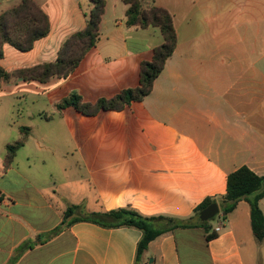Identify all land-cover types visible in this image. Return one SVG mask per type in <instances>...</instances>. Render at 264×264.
<instances>
[{
    "label": "crops",
    "instance_id": "obj_1",
    "mask_svg": "<svg viewBox=\"0 0 264 264\" xmlns=\"http://www.w3.org/2000/svg\"><path fill=\"white\" fill-rule=\"evenodd\" d=\"M20 1L0 0V13ZM34 1L48 17L49 32L28 51L5 43L0 67L6 71L53 61L65 39L86 25L89 0L87 7L81 0ZM155 4L170 12L177 43L143 100L95 114L56 106L71 92L94 103L139 84L140 64L152 58L162 35L157 27L126 25L122 0L124 19L113 12L106 19L105 3L99 40L67 77L0 84V264H135L138 229L88 221L73 223L15 258L23 242L57 226L71 204L53 202L46 182H40L44 175L38 179L41 172L31 170L30 156L18 160L27 145L40 148L46 139L48 132L34 134L26 119L43 117L47 105L58 115L60 137L77 151L73 183L87 180L99 211L131 207L143 215L188 217L204 198L224 195L227 175L236 168L246 165L264 175V0ZM18 140L23 145L5 169L6 144ZM259 206L264 214V197ZM223 220L208 242L201 228L158 236L137 264H183V258L255 264L258 242L248 203L239 201Z\"/></svg>",
    "mask_w": 264,
    "mask_h": 264
},
{
    "label": "trees",
    "instance_id": "obj_2",
    "mask_svg": "<svg viewBox=\"0 0 264 264\" xmlns=\"http://www.w3.org/2000/svg\"><path fill=\"white\" fill-rule=\"evenodd\" d=\"M127 5L125 23L137 28L157 27L162 35V42L153 49L152 58L140 64V80L135 87L122 89L109 98H99L94 103L85 102L81 96L71 92L61 99L57 108L73 106L84 114H95L98 110H121L133 101H141L147 96L155 79L163 70L169 56L177 43V36L170 12L154 3L153 0H122ZM90 9L85 13L84 28L70 34L62 47L57 51L53 61L40 63L31 67L6 71L0 67V84L13 78L48 82L53 77H67L78 66L85 54L97 43L100 36V23L104 14V0H89ZM49 32L47 15L34 0H21L18 4L0 13V58L5 43L20 51H28L35 40ZM26 130L27 128H21ZM23 140L6 144L4 167L7 169L15 157ZM264 197V175H258L248 166L242 165L228 173L225 193L219 199L206 197L188 217L166 215H143L131 207H119L111 210L92 212L89 215L80 213V205L68 204L61 212L57 226L46 233L35 235L36 239L23 242L15 251V258L34 244L44 243L73 223L88 221L103 227H134L141 232L136 246L135 264L141 260L150 241L158 236L173 232L179 228H201L205 241L215 238L218 233L207 221H200L197 214L211 203H218L221 217L225 219L237 206L239 201L249 205L250 226L258 243H264V214L259 201Z\"/></svg>",
    "mask_w": 264,
    "mask_h": 264
},
{
    "label": "rangeland",
    "instance_id": "obj_3",
    "mask_svg": "<svg viewBox=\"0 0 264 264\" xmlns=\"http://www.w3.org/2000/svg\"><path fill=\"white\" fill-rule=\"evenodd\" d=\"M153 1L156 3L157 0ZM159 1L167 3L170 0ZM81 2L84 7L88 6V0H81ZM104 2L107 3L108 15L106 19H110L112 12L114 16L124 19V15L121 14L119 10V6H121V0H104ZM113 2H118L116 9L112 7ZM44 109L45 112L43 117L39 115H32L30 119H26V122L32 126L33 133L36 135L47 131L48 133L46 139L40 148L31 142L29 145H27L26 149H22L18 157L20 164L22 163L21 161L24 160V155L27 154L30 156L31 170L33 172H41V174H38V179L39 175H44V178L42 177L40 182H46V193L51 197L53 202L57 203L63 208L65 207L66 203L80 205V213L82 215H89L92 212H99L97 208H94L95 195L93 188H91L87 180L84 179L81 183H73V179L75 178L74 175L76 173L75 162L78 160L75 146L67 142L65 138L60 137L59 131L57 129L59 125L58 115L52 111V107L47 105L44 107ZM33 114L35 113L33 112ZM34 176L35 175L33 174V178ZM67 176L69 177L67 178ZM83 197L86 198L85 201H81ZM218 207L219 212L213 218L207 221L213 229L217 225L225 223L221 217L222 212L219 204ZM235 214L237 213H234L233 216H235ZM255 244V264H264V244ZM199 261H203V258ZM183 264L197 263L196 261L191 263L189 259L183 258Z\"/></svg>",
    "mask_w": 264,
    "mask_h": 264
},
{
    "label": "water",
    "instance_id": "obj_4",
    "mask_svg": "<svg viewBox=\"0 0 264 264\" xmlns=\"http://www.w3.org/2000/svg\"><path fill=\"white\" fill-rule=\"evenodd\" d=\"M218 212V204L214 202L200 210L197 214V217L200 221H208L209 219L213 218Z\"/></svg>",
    "mask_w": 264,
    "mask_h": 264
},
{
    "label": "built area",
    "instance_id": "obj_5",
    "mask_svg": "<svg viewBox=\"0 0 264 264\" xmlns=\"http://www.w3.org/2000/svg\"><path fill=\"white\" fill-rule=\"evenodd\" d=\"M215 230L218 231L219 230V227H216Z\"/></svg>",
    "mask_w": 264,
    "mask_h": 264
}]
</instances>
